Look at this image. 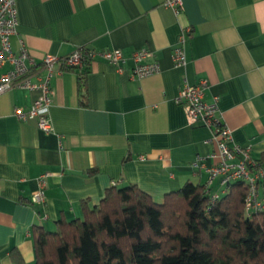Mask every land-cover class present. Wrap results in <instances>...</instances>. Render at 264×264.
<instances>
[{
    "label": "crops",
    "instance_id": "crops-1",
    "mask_svg": "<svg viewBox=\"0 0 264 264\" xmlns=\"http://www.w3.org/2000/svg\"><path fill=\"white\" fill-rule=\"evenodd\" d=\"M18 33L40 67L46 54L60 58L79 46L121 48L122 70L101 56L90 61L85 91L79 69H61L54 90L52 130L22 121L39 90L15 87L0 94V264L35 259L37 228L54 230L60 218L83 215V201L97 204L106 188L135 183L162 200L186 182L205 184L207 173L191 162L214 149L211 130L188 124L177 96L188 81L208 82L205 99L218 98L234 140L264 165V0H17ZM190 28L187 64L177 66L174 48ZM147 48L161 70L132 76V52ZM81 69V68H80ZM82 70V69H81ZM46 177L45 201L30 196ZM212 191H220L219 180Z\"/></svg>",
    "mask_w": 264,
    "mask_h": 264
},
{
    "label": "trees",
    "instance_id": "trees-1",
    "mask_svg": "<svg viewBox=\"0 0 264 264\" xmlns=\"http://www.w3.org/2000/svg\"><path fill=\"white\" fill-rule=\"evenodd\" d=\"M82 55L79 86L92 49ZM248 186L236 181L216 199L205 184L186 182L162 200L135 183L113 184L97 204L83 201V215L60 218L54 230L37 228L35 259L17 249L11 264H264V209L248 212Z\"/></svg>",
    "mask_w": 264,
    "mask_h": 264
},
{
    "label": "built area",
    "instance_id": "built-area-1",
    "mask_svg": "<svg viewBox=\"0 0 264 264\" xmlns=\"http://www.w3.org/2000/svg\"><path fill=\"white\" fill-rule=\"evenodd\" d=\"M166 4L176 12L180 10L181 0H166ZM18 6L17 0H0V94L15 87L29 90H39V96L28 107L18 106L15 114L22 121L36 120L40 129L52 130L50 108L54 90L51 79L55 72L60 71L58 64L64 59L66 66H83L81 52L75 48L70 54L60 58L58 55L46 54L40 67L28 46L23 40L18 50L12 44V37L18 33ZM190 28L181 31L179 43L174 48L173 60L177 66L187 64L186 42ZM91 59L101 56L108 62L122 70L126 57L121 48L97 51L90 49ZM132 76L145 78L160 72V63L154 59V53L141 48L132 52ZM208 87L206 80L197 84L186 82L181 88L177 102L183 105L188 124H201L211 130V136L206 143L212 144L214 149L207 155L198 154L191 162L195 170L204 169L207 173L205 183L212 199L228 190L236 181H244L248 186L246 208L249 213L264 209V165L251 155V149L234 140L232 130L225 122L220 110L217 97L205 99ZM49 172L41 174L39 187L32 192L30 202L42 204L45 201L46 177ZM218 179L221 190L212 191L214 181Z\"/></svg>",
    "mask_w": 264,
    "mask_h": 264
}]
</instances>
